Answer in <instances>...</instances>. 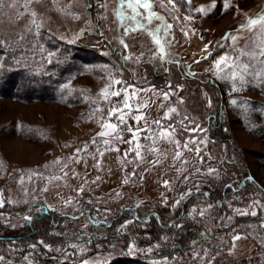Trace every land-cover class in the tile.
Returning <instances> with one entry per match:
<instances>
[{"label":"rangeland","instance_id":"obj_1","mask_svg":"<svg viewBox=\"0 0 264 264\" xmlns=\"http://www.w3.org/2000/svg\"><path fill=\"white\" fill-rule=\"evenodd\" d=\"M90 1L99 23L91 19L89 0H33L28 4L27 12H35L34 17L23 14L27 0H17L16 8L12 7V0H3L0 5V39L4 41V47L19 51L17 57L1 51L0 60L5 61L10 70H26L25 75L15 73L13 77L19 83L16 85V95L0 94V161L3 162L0 164V190L6 201L4 206L0 207L1 227H23L27 221L23 217L28 216L25 205L36 204L38 208L46 206L48 210L69 219L51 232V236L55 234L61 237V234H64L63 241L59 240L57 243L56 240L53 245L40 241L52 249L59 248L75 253L69 257L70 260L65 259L63 251H49L40 244L36 246V253L21 254L19 260L14 262L11 260L17 253L7 254L3 248L5 246L0 244V256L5 257L4 264H27L25 256H28L33 264H54L52 258L72 260L71 264H82L84 260H88L89 264H104L105 261L107 264H113L127 254L135 257L147 256L146 259L140 260L147 264H264V228L258 227L264 222V208L257 206L250 209L258 213L256 216L238 215L234 211L237 208H247L254 200H260L264 204V192L253 184V190L246 193V199L241 198L236 200V203H232L231 199L226 201L225 205L229 211L227 207L213 205L220 202L218 195L207 203L199 200L206 198L204 193L191 201L187 207V215L181 210L182 204L190 196L186 195L188 190L191 189V193L198 192L196 185L199 186V191L206 190L205 193H208L211 187H220L223 183L229 185L227 181L234 182L237 186L245 183L247 177L239 180L241 175L233 170L234 167L245 168L249 176L254 178V182L264 189V79L248 76L246 79L249 82L240 91L232 92V83L217 79L212 68L213 62L229 51L228 48L218 47L221 38L228 32L236 34L237 26L245 22L244 13L254 15L264 10V0H229L230 6L226 10L224 0H191L190 8L183 2L174 8L168 0H163V5L161 0H152L153 11L163 15L166 22L173 26L171 36L174 39L171 40V47H168V40L162 41L168 52V69L161 62L157 46L148 32L135 30L125 35V27H131L133 22L117 17L118 0ZM200 7H203L207 14L194 11ZM123 11L125 15H130L129 9L125 8ZM188 15L192 18L187 19ZM33 20L36 21L35 24L32 23ZM160 23L161 21L153 20L148 28L154 30ZM96 29L100 33H94ZM82 35L88 44H96V52L107 59L110 57L112 61L109 62L112 64L107 62V59L97 64H94V61L87 64L79 61L76 68L61 76L59 88L56 82H50L56 87L54 91L58 92L64 88L72 94L80 92L84 98L25 100L18 96L25 89L22 83L20 85L23 78L30 77V81L36 76V72L42 71L47 76L52 73L53 58L48 57L49 52L57 54L61 42L72 46ZM242 35L247 37L248 33ZM121 41L127 44V49ZM56 43H59L57 47ZM243 44L244 40L241 39L239 45ZM205 45H208L207 51L204 50ZM120 52L123 54L116 55ZM125 55L131 56L132 59L126 62L123 59ZM146 61L153 67L148 63L144 65ZM15 63H18V66H14ZM178 66L183 67L187 78L179 75ZM157 68L166 69L168 77L159 82L149 80L145 86H141L142 82L148 80L149 74L154 73L153 69L158 70ZM139 69L144 75H138ZM54 72L53 77L58 78L57 72ZM118 73L122 75L118 76ZM192 75L196 76V79L191 78ZM113 78H122L137 89H145L137 91L136 96L131 99L134 108L140 107V111L133 115H143L147 121V124L142 121V126L148 127L152 121L164 117L169 107H176L179 116L172 114L174 120L178 121L186 115L195 124L206 129V132L199 134L196 144L189 145L202 149L200 154L204 156L203 165L195 152L187 151L183 147L180 149L181 159L176 160L174 145H169L162 139L156 140L155 148L158 151L155 152L147 151L148 141H139L145 145L143 160H137L135 153L125 157L123 153L129 147L127 144L117 142L112 145L113 148L120 149L117 152L107 149L99 139L96 144L91 143L107 123V108L110 105H103L104 112L98 111L97 108L102 99V88ZM169 82L171 89L168 87ZM218 83L221 84L222 94H219L214 86ZM171 91H174L175 95L170 100H164L162 93ZM209 98L211 107L207 106ZM181 99L183 103L179 102ZM231 100H236L238 104H231ZM245 101L246 104L243 103ZM217 114L220 115L218 123H221L219 134L230 139L231 143L212 138L207 131V123H210L211 117L216 120ZM167 123L169 121H165V124ZM187 135L177 132L173 139L183 145ZM128 138L125 132L124 139ZM205 138L206 147L200 143ZM86 142L87 151L76 154L75 150ZM233 151L237 152V156L232 154ZM58 158L59 163H53ZM157 160L156 164L149 163ZM234 160L239 163L229 167L230 164L227 163ZM65 164L67 167H64ZM209 167L216 169L218 175H207ZM177 168L186 171L180 172ZM196 168H200L201 172L196 173ZM133 170L136 172L135 176L131 175ZM34 173L40 175H33ZM21 175L24 176L22 183L19 182ZM41 176L46 179H41ZM184 176L189 177L187 182L184 181ZM125 179L128 180L127 184L123 183ZM163 181H168L169 184L165 186ZM45 188L47 191L43 190ZM80 188H83L82 193L78 192ZM177 200L180 201L179 204L175 203ZM18 207L21 208L13 210ZM159 208H165L172 214L207 220L216 231L223 232L225 227L231 228L227 237L218 232V240L208 237V243L196 244L191 251H186L185 255L165 256L167 261L165 257L159 256L163 252V245L155 235L151 236L150 228L141 224L140 226L131 218H124L119 223V229L122 228V233L128 234L130 238L125 246L122 241L120 246L115 242L102 244L89 239V230L106 231L107 228L97 223L108 224L117 213L132 209L148 213ZM193 209L196 211L193 212ZM202 210L204 215L199 214ZM259 216L261 218L256 222L244 221L234 225L238 218L254 219ZM128 221L131 223L126 224ZM236 234L246 238L233 241L232 237ZM78 237L83 240H77ZM70 244H77L85 251L81 253L78 249L70 248ZM5 245L9 247L8 251L17 249L16 246ZM130 245L134 246L133 252L128 251ZM149 248L152 249L151 252L147 251ZM194 253H199V258L193 259ZM36 254L41 257V261L37 259Z\"/></svg>","mask_w":264,"mask_h":264},{"label":"snow or ice","instance_id":"obj_2","mask_svg":"<svg viewBox=\"0 0 264 264\" xmlns=\"http://www.w3.org/2000/svg\"><path fill=\"white\" fill-rule=\"evenodd\" d=\"M33 0H27V3L24 5L25 12L24 15H30L34 17L36 15L35 12L28 13L27 6L28 4L32 3ZM38 2V0H37ZM183 2L186 5L191 6V0H168L169 4H172L174 8L178 6L179 3ZM163 5V0H161ZM3 4V0H0V5ZM215 5L213 4V7ZM230 6L229 0H224V7L225 10ZM12 7H17V0H12ZM125 8L130 10V15H125L123 11ZM140 9L144 11L141 12ZM194 11L199 12L201 14H207L206 10L203 7L197 8ZM117 17L120 20H129L133 22L131 27H125V35H127L130 31L135 30H144L148 32L150 37L152 38L153 42L157 46V51L160 55V60L162 63L167 64L168 60V52L165 48L164 44L162 43L163 40H168L169 44L168 47H171V40L174 39L171 36V29L172 25L168 24L165 20V17L155 11H153L152 0H118V11L116 12ZM246 19L244 23H241L237 26L236 34L232 32L225 33V35L221 38V41L218 42V47L221 48H228L229 51L221 55L216 61L213 62L212 68L214 70V75H216L217 79L222 81H230L232 83V92H238L241 88L248 83L249 81L246 77L251 76L253 78H260L264 79V10L256 13V14H248L244 13ZM187 19H191L190 15L186 16ZM153 20L161 21V23L154 29L151 30L148 28V25H151ZM33 24L36 23L35 20L32 21ZM39 27V25H37ZM31 31V29H30ZM243 33H248L247 37L243 36ZM187 35V33H185ZM243 39L244 44L243 46L239 45V41ZM124 44L125 49L128 48L127 44L121 41ZM4 41L0 39V46H3ZM208 45H205V51H207ZM49 58H54L55 53L49 52ZM205 59L207 57H204ZM123 59L127 62L128 60L132 59L131 56L125 55ZM51 62V60L49 61ZM138 62V58H137ZM178 63V62H177ZM199 63V61H197ZM223 72V74H221ZM122 75L121 73L117 74ZM239 85V87L237 86ZM67 87V85H65ZM169 89H171V83L168 84ZM178 88L180 86H177ZM137 91H145V89H137L135 85L129 84L128 82L124 81L122 78H113L110 83L107 84L106 87L102 88L101 90V101L97 108L98 111L104 112L103 105L107 104L110 105L107 108V123L103 126L104 130L97 134L96 137L93 138L91 143L96 144L97 140L99 139L100 142L109 150H115L117 152L120 151L118 147L113 148L112 145L115 143H123L127 144L129 147L125 149L123 155L125 157L130 156L132 153H135V158L137 160H143L142 152L145 149V145L141 144L139 141L141 139L146 140L149 142L147 146L148 152H155L158 151L155 148V143L157 139H162L167 142L169 145H174L175 152L174 158L176 160H180L182 157L181 147L187 151L195 152L196 156L200 160L201 165L204 163V156L200 153L202 149L199 146L195 148L189 147L190 144H196V140L199 134L206 132V129L202 128L199 124H195L194 121H191L189 117L186 115L180 120H174L173 115L175 114L179 116V110L176 107H169L165 111L164 117L154 120L151 122V125L148 127L142 126L141 122L145 121L143 115H133V113H137L140 111V107L134 108L131 103V99L136 96ZM175 95L174 91L171 92H163L162 96L164 100H170L172 96ZM183 103L181 99L179 101ZM231 104L237 105L238 102L236 100H231ZM243 103H247L246 101ZM146 106V105H143ZM141 106V107H143ZM208 107H211V99L208 100ZM161 108H163V104H161ZM132 123H129V121ZM165 121H169V123L165 124ZM188 121V123H185ZM154 126V127H153ZM125 132L128 134L129 138L127 140L124 139ZM177 132L187 133V137L185 138L184 144L181 145L178 140L173 139ZM144 134L143 136L141 134ZM200 143L204 144L206 147L207 140L202 139ZM87 151V142L80 148L75 150L76 154L80 152ZM97 152H99V148H97ZM100 155L102 156L103 153L101 152ZM209 158H211V154H208ZM95 158V157H94ZM77 162H79L78 155H77ZM131 162V161H129ZM186 163V161H184ZM3 162L0 161V164ZM53 163H59V158L57 161ZM149 163L156 164L157 161H149ZM98 166V165H97ZM64 167H67L65 164ZM173 167H176L173 165ZM63 171V168H61ZM177 171H186L184 169L177 168ZM196 173H200L201 169L196 168ZM207 175H218V171L214 168L209 167L206 172ZM33 175H40L38 173H34ZM67 175V173H65ZM131 175L135 176L136 172L133 170ZM41 179H46L45 177L41 176ZM60 177H52V179H59ZM142 178V177H141ZM188 176H184V181L187 182ZM24 176H20L19 182L22 183ZM31 179V177H30ZM99 179V177H97ZM247 180L250 182H254V178L251 176L247 177ZM123 183L127 184L128 180L125 179ZM163 184L167 186L169 184L168 181H163ZM197 191H199V186H195ZM231 187V185H228ZM47 191V189H43ZM78 192L82 193L83 188H80ZM191 189L188 190L186 195H191ZM205 196L208 193H204ZM183 198V197H182ZM5 199L3 198V192L0 190V207H3L5 204ZM67 203H71V201H67ZM176 204H179L180 201H175ZM264 208V204L261 203L260 200H254L252 203L245 209H234V211L238 215H252L256 216L258 213L256 211H250V209L255 207ZM208 207H212V205H208ZM231 207V205H229ZM40 211V209H37ZM99 211V210H97ZM193 212L196 209L192 210ZM200 215H204V211L199 212ZM83 215V213H81ZM23 219L27 221H31V216H25ZM231 219V217H229ZM131 223V221L126 222ZM124 227V226H122ZM260 228H264V222H261L258 225ZM242 237L239 234H236L232 237L233 241L239 240ZM39 244L43 245L49 251H63V255L65 259L69 258L75 253H69L66 250L62 249H52L51 246L45 245L43 241H38ZM196 242L194 241L193 244ZM33 249L36 248V245H31ZM70 248L78 249L81 253L85 251V249L79 248L77 244H70ZM134 246L130 245L128 248L129 252H133ZM148 252H151L152 249H147ZM199 258V253L193 254V259ZM27 264H33V261L29 259L28 256L24 257ZM167 261V257L164 258ZM5 257L0 256V264H4ZM82 264H89L88 260L82 261ZM95 264V262H94ZM107 264V261L104 262Z\"/></svg>","mask_w":264,"mask_h":264},{"label":"trees","instance_id":"obj_3","mask_svg":"<svg viewBox=\"0 0 264 264\" xmlns=\"http://www.w3.org/2000/svg\"><path fill=\"white\" fill-rule=\"evenodd\" d=\"M182 4V2H181ZM89 11L91 15V19L96 21V23H99L98 21V16H96L93 11H92V2L89 0ZM96 34L100 33L98 29L94 30V33ZM86 34V33H85ZM60 43V42H59ZM59 43H56V47L58 46ZM94 45L96 44H88L87 41H84V35H82L80 38H78L75 42V44H70L68 43H63L61 42V46L57 50V54H55V57L53 58L52 65L54 66V69L52 70V73L55 74L54 71H56L58 78H54L53 74H44L42 71L40 73L36 72V76L32 77V79L29 81L28 78H23L20 82L24 85V88L22 91L23 93H19L18 96L23 97L25 100H30V99H40V100H61V98H67V100H71V97H82L84 96L79 92V94H72L70 93L69 90L66 89H59V91H54L53 89H56L54 85H51L50 80H53L56 82V86L58 87L59 84L62 82V75L66 73V71L76 68V65L78 64L79 61L82 63H90L94 61V64L101 63L104 61L105 57L101 55L99 52H96L94 49ZM98 46V45H97ZM100 46V45H99ZM72 47V48H71ZM16 48V47H14ZM20 50V49H19ZM4 51L3 53L11 54L12 56H18V52L16 49H11L10 47H4L0 46V52ZM97 56H96V54ZM123 53L120 52L116 55H122ZM118 57V56H116ZM112 61L110 57H108L107 62ZM106 62V61H105ZM112 64V62H109ZM108 63V64H109ZM148 63L150 66L153 67V65L150 62H144V65ZM166 66L168 64H165ZM14 66H18V63H15ZM143 68V67H142ZM165 68H170L165 67ZM158 69V68H157ZM154 73L149 74L148 80L142 82L141 86H145L149 80H156V82L162 81L163 78L165 79L167 76V70H161V69H153ZM177 70L179 71V75H181L184 78H187L185 76L186 72L184 71L182 66H178ZM26 70L25 69H18V70H10L6 66L5 61L0 60V94L5 95V96H14L16 95V85H18V80L13 79L15 73L25 75ZM141 72V73H140ZM153 72V71H152ZM131 73V72H130ZM142 70L139 69L138 75L141 76ZM2 74V75H1ZM105 74V72H104ZM109 74V73H108ZM144 75V73H143ZM191 78H195L196 76L192 75ZM131 79H132V73H131ZM29 81V82H28ZM132 81V80H131ZM203 81V80H202ZM205 83L207 81H203ZM61 85V84H60ZM216 89L218 90L219 94H222L221 90V84H214ZM59 88V87H58ZM54 91V92H53ZM21 94V95H20ZM72 94V95H71ZM217 119L215 120L213 117L210 119V123H207V131L209 132L210 136L212 138H216L219 141H229L227 137H224L219 134V130L221 128V123H218L219 118L216 115ZM209 122V121H208ZM217 122V123H216ZM212 128V129H211ZM213 131H211V130ZM223 130H221L222 132ZM231 143V142H230ZM237 152H232L233 155H236ZM240 155H238L239 157ZM237 160H234V162H228L227 164L229 167H232L234 165H237ZM239 163V162H238ZM236 173H239L241 176H239V180H241L244 177L249 176V172L246 171L245 168L242 167H234ZM244 172V174H242ZM234 173V172H233ZM231 187L226 186V183H223L220 187H215V188H210L208 187V196H205L206 198L203 199L200 198L199 200L204 201V202H210L214 198V196H219L220 202L213 204L215 207H227L225 205L226 201L231 199L233 202L236 203V200H239L241 198L246 199V193L248 191H252L253 184L257 189L261 190L264 192V189L256 182H250L246 180L245 183H243L241 186H237L234 182L227 181ZM207 192L206 190H204ZM246 191V192H245ZM205 192H195L192 193L190 196H188L185 200V202L181 206V210L184 211L185 215H187V207L191 203V201L196 197L199 196L200 194H203ZM38 205H25V212L28 216L32 217V220L26 221L25 225L20 228H3L1 227L0 223V244L3 247L4 251L7 252V254L11 253H17L16 257L12 258L11 261H18L19 260V255L32 252L33 254L36 253V248L33 249L31 245L35 244L40 245L38 241L43 240L45 242H48L50 244H54L56 241L57 243L59 240L63 241L64 239V234H61V237H58L57 235L53 234L51 236L52 230L56 228H60L61 224H63L64 221L68 220L69 218L62 216L61 214H57L51 210H48L46 206H43L42 208H38ZM223 207V208H224ZM21 207L14 208V211L19 210ZM37 209H40V211H37ZM228 209V207H227ZM223 210V209H222ZM225 211V209L223 210ZM229 211V209H228ZM221 212V210L219 211ZM150 215V216H148ZM183 215V214H182ZM180 215L178 213H171L170 211H167L165 208H159L156 209L155 211H150L148 213H144L142 210L139 209H132V210H126L122 213H117L112 219H110V222L108 224L98 222L97 224L101 225L102 227L107 228L106 231H97V230H89L87 232L89 236L90 241H95V242H100L102 244H107V243H113L118 244L122 246L120 243L124 244V246L130 241V238L128 234L122 233V228L119 229V223L124 219V218H131L135 223L141 224L144 226H148L149 233L151 236L155 235V238L161 242L163 248V252L159 254V256H169L173 254H184L187 251H191L190 249L193 248L196 244L206 242L208 240V237L214 238L218 240L217 233L222 232V230H217L214 229V227L207 221V220H197V219H192L188 216L185 215ZM147 216V217H145ZM261 218V216L256 217L254 219L252 218H238L235 220L234 225L238 224L239 222H249V221H258V219ZM72 219V218H70ZM75 221V220H74ZM140 225V226H141ZM95 226L93 225L92 228ZM91 228V229H92ZM231 227H225L223 230V234L227 237V232ZM90 229V228H89ZM87 230V229H86ZM82 231V230H78ZM148 232V231H147ZM219 233V234H220ZM167 236V237H166ZM68 237V236H66ZM81 237H78L77 240H83L80 239ZM220 238V235H219ZM88 239V240H89ZM196 242L193 244V242ZM5 244H9L10 246H16L17 249L13 251H8L9 247H7ZM160 244V245H161ZM36 257L38 260H42L41 257L36 254ZM75 257V256H74ZM147 256L142 257V256H129L123 255L119 259L113 262V264H127L130 262L136 263V264H147L144 263L140 260L146 259ZM69 260L71 258H68ZM51 261L54 264H71V261L63 260L61 258L51 259Z\"/></svg>","mask_w":264,"mask_h":264}]
</instances>
